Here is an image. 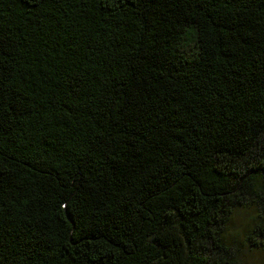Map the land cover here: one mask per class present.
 I'll list each match as a JSON object with an SVG mask.
<instances>
[{
	"label": "trees",
	"instance_id": "1",
	"mask_svg": "<svg viewBox=\"0 0 264 264\" xmlns=\"http://www.w3.org/2000/svg\"><path fill=\"white\" fill-rule=\"evenodd\" d=\"M248 248L264 249V0H0V264Z\"/></svg>",
	"mask_w": 264,
	"mask_h": 264
},
{
	"label": "rangeland",
	"instance_id": "2",
	"mask_svg": "<svg viewBox=\"0 0 264 264\" xmlns=\"http://www.w3.org/2000/svg\"><path fill=\"white\" fill-rule=\"evenodd\" d=\"M252 214V213H246ZM246 214L238 215L234 220V226L243 225L246 221ZM247 247V246H246ZM243 260L245 264H264V249L251 250L248 248L243 252Z\"/></svg>",
	"mask_w": 264,
	"mask_h": 264
}]
</instances>
